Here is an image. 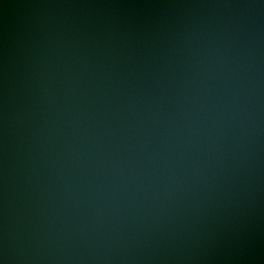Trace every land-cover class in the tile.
Wrapping results in <instances>:
<instances>
[{
	"label": "water",
	"instance_id": "1",
	"mask_svg": "<svg viewBox=\"0 0 264 264\" xmlns=\"http://www.w3.org/2000/svg\"><path fill=\"white\" fill-rule=\"evenodd\" d=\"M0 264H264V0H0Z\"/></svg>",
	"mask_w": 264,
	"mask_h": 264
}]
</instances>
